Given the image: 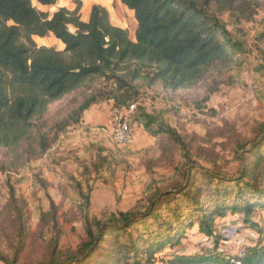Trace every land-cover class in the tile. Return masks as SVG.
<instances>
[{
	"label": "trees",
	"instance_id": "trees-1",
	"mask_svg": "<svg viewBox=\"0 0 264 264\" xmlns=\"http://www.w3.org/2000/svg\"><path fill=\"white\" fill-rule=\"evenodd\" d=\"M119 1L134 14L135 41L129 39L126 30L112 25L107 10L99 5L91 7L88 21L83 22L78 7L74 11L58 8L49 14L48 10L58 0H0V147L15 151L22 142H28L26 149L37 143L40 151L45 152L46 143L34 140L31 119L92 78L112 82L123 99L90 96L77 112L80 118L85 111L107 100L114 101L112 110L134 106L139 88L137 81L151 85L161 82L172 89L192 83L202 77L206 69L226 65L232 57L245 52L241 28L247 23L256 26L260 14L255 0ZM223 13L228 15L227 21L221 18ZM48 36L64 46L62 52L38 48L33 41V37ZM262 41L264 29L252 43L258 60L252 66V73L264 74V51L259 45ZM131 118L130 126L139 123L152 137L165 132L185 149L173 128L157 122L156 116L144 109H138L136 117L133 116L132 121ZM155 122L158 126L153 131L151 126ZM257 133L264 134V123L259 124ZM263 147L264 135L250 145L249 152L258 154L254 163L242 167L233 179L207 175L206 186L216 184V199L210 207L200 202L199 188L190 192L189 187L174 186L160 192L157 181L149 179L146 198L133 210L92 216L89 209L93 187H88L86 193L79 189L77 206L82 214L85 240L75 250L58 248L61 236L58 222L54 218L51 224L47 221V212L54 207L38 208L37 220L47 221L46 230L49 228L52 233L51 257L44 264L85 262L103 243L111 254V262L107 264H153L155 255L165 249L173 253L166 264H230L229 256L218 251V230L224 224L241 226L234 221H224L226 214L243 215L247 232L255 228L239 264H264V221L253 220L256 212H264ZM4 168L0 164L1 174H5ZM246 192L247 197L243 196ZM6 197L11 203L13 193ZM40 201L49 205L45 196L40 197ZM65 201L69 205L74 203ZM12 214L22 222L23 215L18 213L17 216L16 211ZM217 219L222 222L216 231ZM23 230L24 225H20L11 263L0 255L5 264H16L25 249ZM185 241L192 247L200 241L208 242L211 249L204 251L195 247L185 252L182 246ZM175 247L179 250L175 251Z\"/></svg>",
	"mask_w": 264,
	"mask_h": 264
},
{
	"label": "rangeland",
	"instance_id": "rangeland-1",
	"mask_svg": "<svg viewBox=\"0 0 264 264\" xmlns=\"http://www.w3.org/2000/svg\"><path fill=\"white\" fill-rule=\"evenodd\" d=\"M255 1L260 14L256 26L247 23L241 28L240 37L246 43L243 54L232 57L226 65L206 69L202 77L178 89L161 82L151 85L147 81H137L139 88L133 112L121 109L123 120L128 122L130 117L131 121L133 116L136 117L138 109L156 116L157 122L162 121L176 131L185 149L165 132L150 136L138 122L136 126L132 125V142L127 147L115 146L104 132L111 127L113 100L93 106L80 118L77 112L90 96L123 99V94L114 90L112 82L100 78L86 81L31 119L34 140L46 143L45 152L40 151L37 143L29 150L26 149L28 142H22L15 151L0 147V164L6 169L5 174L0 173L2 257L11 263L19 226L24 225L22 241L25 249L16 264H44L48 261L52 253V233L49 228L46 230L45 224H51L53 218L61 231L58 248L75 250L85 240L82 214L77 206L79 189L86 193L88 187H93L89 209L92 216L101 212L117 214L133 210L140 200L146 198L149 179L157 181L160 192L174 186L189 187L190 192L199 188L200 202L210 207L216 199V184L212 182L206 186L207 175L233 179L242 167L254 163L258 154L249 152L250 145L264 135L257 133L259 124L264 123V74L252 73V66L258 63L252 43L264 29V0ZM73 4L74 10L78 7L81 19V2L73 1ZM110 5L107 10L110 23L126 30L129 39L135 41L137 24L133 12L119 0H112ZM54 12V9L48 10L49 14ZM227 17V13L221 15L224 21ZM83 19L87 20L86 15ZM69 30L74 32L73 28ZM33 41L38 48H52L58 52L64 49L52 36L33 37ZM259 45L264 51V42ZM157 126L155 122L152 130L155 131ZM150 141L154 144L149 148ZM240 147L244 148L241 150ZM261 151L264 152V147ZM12 193L11 203L7 202L6 195ZM44 196L49 199V205L41 203L40 197ZM243 196L249 194L246 192ZM65 200L74 203L69 205ZM6 202L9 207L5 206ZM47 206L54 207L47 212L48 222L38 221L35 211ZM15 211L17 216L18 213L23 215L22 222L19 217H12ZM254 219L264 221V212H256ZM223 220L241 226L237 242L225 244L219 238L218 251L229 256L236 247L248 244L254 237L255 228L247 232L241 214H226ZM221 222L217 219L216 231ZM182 246L185 252L195 250V247L204 251L211 249L210 243L201 241L195 247L189 241L183 242ZM177 248L174 250L178 251ZM108 250L103 243L94 256L78 264H107L111 262ZM166 251L157 253L153 264H166L173 255ZM0 264L5 263L0 260Z\"/></svg>",
	"mask_w": 264,
	"mask_h": 264
},
{
	"label": "built area",
	"instance_id": "built-area-1",
	"mask_svg": "<svg viewBox=\"0 0 264 264\" xmlns=\"http://www.w3.org/2000/svg\"><path fill=\"white\" fill-rule=\"evenodd\" d=\"M133 112L134 106L127 109ZM133 128L129 122L123 120V113L121 109H114L111 112V127L104 130L108 134L110 141L117 147H127L133 138ZM219 236L226 244L237 242L240 235V228L229 224H224L219 227ZM245 256V245L238 246L229 255L228 261L230 264H239L240 260Z\"/></svg>",
	"mask_w": 264,
	"mask_h": 264
},
{
	"label": "crops",
	"instance_id": "crops-1",
	"mask_svg": "<svg viewBox=\"0 0 264 264\" xmlns=\"http://www.w3.org/2000/svg\"><path fill=\"white\" fill-rule=\"evenodd\" d=\"M73 1L74 0H71V1L70 0H68V1L58 0V2L56 3V5L54 7H51L50 9L57 10L58 8H65V9H67L69 11H73L74 10ZM111 1L112 0H80V2H81V9H82L80 11V13H81V20L83 22H87L88 21L89 14H90V10H91V7L93 5H99V6L103 7V8H105L106 10H108V8L111 7V5H110V2ZM37 8L39 10H43V8H41V7H37ZM83 15H86V18H87L86 21H84ZM117 27H118V25H117ZM90 109H92V108H90ZM87 111L84 112V115L86 114ZM152 144H154V143L150 141V144L148 145V147L152 146ZM140 179H143V177L140 178Z\"/></svg>",
	"mask_w": 264,
	"mask_h": 264
}]
</instances>
